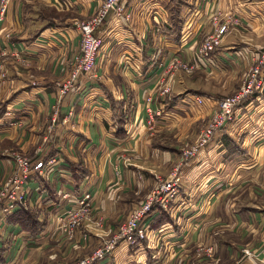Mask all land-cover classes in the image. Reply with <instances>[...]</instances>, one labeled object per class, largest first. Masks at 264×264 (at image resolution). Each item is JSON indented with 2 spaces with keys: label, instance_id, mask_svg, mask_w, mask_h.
Segmentation results:
<instances>
[{
  "label": "crops",
  "instance_id": "obj_1",
  "mask_svg": "<svg viewBox=\"0 0 264 264\" xmlns=\"http://www.w3.org/2000/svg\"><path fill=\"white\" fill-rule=\"evenodd\" d=\"M100 1L11 0L0 24V188L16 170L12 153L56 159L30 176L24 206L0 217V264H75L178 165L179 193L166 208L153 207L144 241H119L95 264H241L245 248L264 260V98L244 99L195 158L181 155L264 49V0H122L130 17L107 16L93 74L60 97L57 83L80 47L75 23ZM228 19L238 24L209 62H199L203 40ZM174 59L197 68L177 73L160 98L162 72ZM149 95L162 113L152 131L144 125ZM84 194L105 231L82 228L68 240L56 218ZM20 211L34 222L17 221Z\"/></svg>",
  "mask_w": 264,
  "mask_h": 264
},
{
  "label": "built area",
  "instance_id": "obj_2",
  "mask_svg": "<svg viewBox=\"0 0 264 264\" xmlns=\"http://www.w3.org/2000/svg\"><path fill=\"white\" fill-rule=\"evenodd\" d=\"M11 0H0V24L4 21L7 6ZM122 0H101L95 14L88 20L76 22L75 27L80 34L79 51L73 55L68 63L67 78L57 83L60 97L71 91L80 76H90L94 72L96 58L98 56L102 41L96 34L103 25L109 14L117 18L130 17L120 5ZM217 22V17H213ZM217 20V21H216ZM231 24H238V21L228 19L224 23L215 27L214 32L207 36L197 51L199 62L211 60V54L221 45L222 40L229 30ZM1 56V54H0ZM251 67L246 79L239 90L230 97L218 103V109L208 124L202 129L197 140L188 148L183 149L182 161L188 162L209 143L216 131L223 130L234 117V107L244 99L252 96L264 98V51L254 52L250 58ZM197 68L193 63L174 59L170 61L163 70L159 85L157 87L158 96L165 98L171 92V85L174 83V76L182 72L192 74ZM4 78L3 66L0 64V80ZM198 104L202 103L200 98L195 99ZM153 97L145 98V128L154 130L157 120L162 116L160 110L152 107ZM16 170L0 188V217L11 215L18 208L25 204V188L27 181L33 173L43 175L48 171L47 165L55 162V158L47 161H30L28 158L18 154L12 155ZM182 165L175 167L171 173L164 178L157 177L156 184L146 199L139 203L128 215L126 221L119 227V230L112 239L105 241L91 255L79 260L75 264H95L97 261L110 255L117 247L119 241H124L129 246H135L144 241L147 227L144 224L153 207L166 208L179 193L180 189V169ZM92 211V196L84 194L75 201L73 208L67 210L56 218V231L62 236L71 239L80 225L89 220ZM97 226L100 224L97 223ZM244 257L250 259L255 264H264V260L254 254L249 249H242Z\"/></svg>",
  "mask_w": 264,
  "mask_h": 264
},
{
  "label": "rangeland",
  "instance_id": "obj_3",
  "mask_svg": "<svg viewBox=\"0 0 264 264\" xmlns=\"http://www.w3.org/2000/svg\"><path fill=\"white\" fill-rule=\"evenodd\" d=\"M12 1H15V0H12ZM16 1H17V0H16ZM120 3H121V2H120ZM5 15H6V14H5ZM89 19H90V18H89ZM260 51H264V49H263V50H260ZM0 59H1V56H0ZM0 64H2L1 61H0ZM248 72H249V70H248ZM248 72H247V74H248ZM179 73H182V72H179ZM247 74H246V76H247ZM176 75H177V74H176ZM182 75H184V76H188V74H184V73H182ZM246 76H245V79H246ZM174 78H175V76H174ZM245 79H244V81H245ZM244 81H243V83H244ZM243 83H242V85H243ZM240 88H241V87H240ZM232 96H233V95H232ZM229 97H230V96H229ZM226 98H227V97H226ZM224 99H225V98H224ZM222 100H223V99H222ZM219 102H220V101H219ZM219 102H218V103H219ZM217 108H218V104H217ZM207 124H208V123H207ZM207 124H206V125H207ZM206 125H205V126H206ZM205 126H204V127H205ZM204 127H203V128H204ZM203 128H202V129H203ZM202 129H201V131H202ZM201 131H200V132H201ZM200 132H199V134H200ZM199 134H198V136H199ZM198 136H197V138H198ZM197 138L195 139V141L197 140ZM195 141H194V142H195ZM194 142H193L190 146H192V145L194 144ZM190 146H185V147L188 148V147H190ZM185 147H184V149H185ZM182 152H183V150H182ZM182 152H181V155H182ZM14 154L21 155L20 153H17V152H14ZM12 155H13V153L10 155L11 159L13 158ZM21 156H23V155H21ZM23 157H25V156H23ZM26 158H27V157H26ZM10 177H11V176H10ZM7 180H8V179H7ZM7 180H6V181H7ZM3 185H4V184H3ZM3 185H2V186H3ZM145 199H146V198H145ZM145 199H144V200H145ZM144 200H143V201H144ZM143 201H142V202H143ZM92 211H93V210H92ZM92 211H91V215H90L89 220L84 221V222L80 225V227L76 230L75 234L77 233L78 230H80V229H82V228H83V229H86V231H88V232L91 233V234H92V233H93V234H94V233H98V234H99V232H104V231H105V230H101V228H102V224H103V220H102V219H97V220L94 219V218H93ZM127 217H128V216H127ZM126 219H127V218H126ZM126 219H125V221H126ZM125 221H124V222H125ZM124 222H123V223H124ZM97 223H99L100 225L97 226V225H96ZM123 223H122V224H123ZM122 224H121V225H122ZM121 225H120V226H121ZM120 226H119V227H120ZM119 227H118V230H119ZM118 230H117V232H118ZM117 232L114 233V234H111V231H110V230H107V232H105V234H104V237H107L105 241H108V240L112 239L113 236H115V235L117 234ZM75 234H74V236H73L71 239H68V238H66V237H65V238L68 239V240H73L74 237H75ZM63 237H64V236H63ZM105 241H104V242H105ZM99 246H100V245H99ZM99 246H98V248H99ZM246 249H248V248H246ZM94 251H95V250H94ZM94 251H93V252H94ZM93 252H92V253H93ZM92 253H91V254H92ZM91 254H90V255H91ZM241 258L243 259V261L246 260V259H248V258L244 257L242 254H241ZM77 262H78V261H77Z\"/></svg>",
  "mask_w": 264,
  "mask_h": 264
},
{
  "label": "trees",
  "instance_id": "obj_4",
  "mask_svg": "<svg viewBox=\"0 0 264 264\" xmlns=\"http://www.w3.org/2000/svg\"><path fill=\"white\" fill-rule=\"evenodd\" d=\"M15 219L18 221L21 220V218H24L26 220H32L33 221V218L31 217V215L28 213V212H22L20 211L17 215H15ZM34 222V221H33Z\"/></svg>",
  "mask_w": 264,
  "mask_h": 264
},
{
  "label": "water",
  "instance_id": "obj_5",
  "mask_svg": "<svg viewBox=\"0 0 264 264\" xmlns=\"http://www.w3.org/2000/svg\"><path fill=\"white\" fill-rule=\"evenodd\" d=\"M241 264H255V263L251 261L250 259H246Z\"/></svg>",
  "mask_w": 264,
  "mask_h": 264
}]
</instances>
